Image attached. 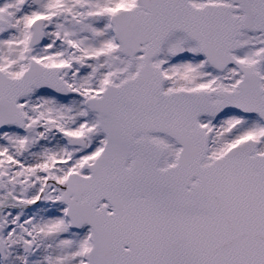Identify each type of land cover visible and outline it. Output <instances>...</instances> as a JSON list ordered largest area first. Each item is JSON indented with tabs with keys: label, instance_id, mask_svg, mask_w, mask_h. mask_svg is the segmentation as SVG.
I'll return each mask as SVG.
<instances>
[{
	"label": "snow or ice",
	"instance_id": "obj_1",
	"mask_svg": "<svg viewBox=\"0 0 264 264\" xmlns=\"http://www.w3.org/2000/svg\"><path fill=\"white\" fill-rule=\"evenodd\" d=\"M0 264H264V0H0Z\"/></svg>",
	"mask_w": 264,
	"mask_h": 264
}]
</instances>
